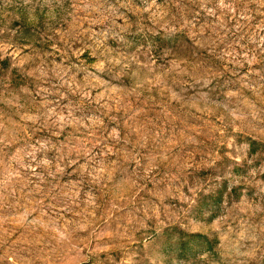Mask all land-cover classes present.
<instances>
[{
  "label": "rangeland",
  "instance_id": "obj_1",
  "mask_svg": "<svg viewBox=\"0 0 264 264\" xmlns=\"http://www.w3.org/2000/svg\"><path fill=\"white\" fill-rule=\"evenodd\" d=\"M252 140L264 0H0V264H264Z\"/></svg>",
  "mask_w": 264,
  "mask_h": 264
},
{
  "label": "trees",
  "instance_id": "obj_2",
  "mask_svg": "<svg viewBox=\"0 0 264 264\" xmlns=\"http://www.w3.org/2000/svg\"><path fill=\"white\" fill-rule=\"evenodd\" d=\"M258 146H260L262 148V147H264V144L261 143V142L255 141V140H252L250 142L251 151H255L258 148ZM191 236H193V237H205L204 234L197 233V232L196 233H192Z\"/></svg>",
  "mask_w": 264,
  "mask_h": 264
}]
</instances>
